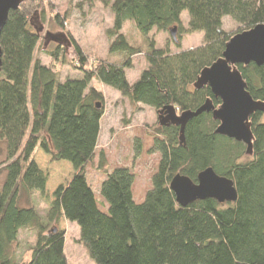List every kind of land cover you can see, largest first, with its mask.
I'll return each mask as SVG.
<instances>
[{"label":"trees","instance_id":"16d2710c","mask_svg":"<svg viewBox=\"0 0 264 264\" xmlns=\"http://www.w3.org/2000/svg\"><path fill=\"white\" fill-rule=\"evenodd\" d=\"M114 14L107 30L109 53L119 57L91 64L80 44L67 33L53 41L42 40L45 20L42 0H25L9 14L0 46V264H70L66 254L63 220L80 230V241L95 264H264V113L250 118L254 135L252 153L241 142L216 133L219 122L212 113L191 119L181 142V126L158 128L150 153L160 162L152 187L136 203L135 175L128 167L110 169L105 155L99 170L105 176L100 188L104 208L91 187L87 168L95 162L104 117V95L95 81L106 85L133 105H146L158 114L174 107L177 115L195 112L208 101L219 108L209 86L195 85L204 69L223 57L227 43L237 33L264 25V0H114L104 1ZM188 12L187 25L182 14ZM237 24L235 34L224 28V18ZM133 22L145 45L132 44L123 33ZM54 24L64 30L59 14ZM57 26V27H58ZM56 27V26H55ZM176 51L158 48L154 30L170 33ZM202 33L201 46L182 49L185 35ZM53 42V43H51ZM43 43V44H42ZM54 49L49 50L50 44ZM42 44V46H41ZM39 46L51 58H37ZM80 77L62 81L57 65L68 61ZM145 55L147 68L131 83L127 70L133 59ZM248 92L264 103V66L238 65ZM41 150L52 163L71 164L73 175L52 193L46 216L33 205H22L31 193L48 195L49 177L35 157ZM135 158L142 154L139 139ZM208 168L234 182L236 202L214 199L179 205L170 188L181 174L197 183ZM36 231L29 262L18 254L22 229Z\"/></svg>","mask_w":264,"mask_h":264},{"label":"rangeland","instance_id":"374dc122","mask_svg":"<svg viewBox=\"0 0 264 264\" xmlns=\"http://www.w3.org/2000/svg\"><path fill=\"white\" fill-rule=\"evenodd\" d=\"M104 1L112 3L114 0H42L46 10L45 20H42L43 18L36 20L38 26L43 24L42 40L48 32H51L61 35L60 37L64 40L62 43L65 44L67 41L66 34L69 33L80 44L92 62L91 64H95L100 59L118 60L119 57L109 53L110 41L107 37V30L113 26L114 14ZM57 14L64 21V30L54 24V16ZM182 19L184 24L187 25L188 12L182 14ZM223 23L227 32L235 34L238 31L237 24L230 18H224ZM123 33L132 44L144 47L145 38L133 22L125 23ZM151 37L156 41L158 48L162 49L169 46L171 50L176 51L173 42L174 38L170 33L154 30ZM51 43H49V50L54 49V44ZM202 43V33L185 35L182 41V49L197 48ZM41 46L37 50V58L41 59L44 65H50L52 62L51 58L42 51ZM68 53L67 63L57 65L56 68L62 81L81 76L71 65L74 62L73 51L68 50ZM133 62V69L127 70L128 80L131 83L136 82L140 78L141 73L147 68V62L143 54L136 56ZM92 86L96 87L104 95V117L95 162L87 168L89 183L95 191L98 201L105 208L106 205L100 195V188L105 176L99 170L100 155L103 153L110 169L128 167L132 170L135 175L133 186L135 202H143L146 193L152 187V177L156 173L160 162L158 153H150L155 134L160 127L158 113L149 106L131 104L120 92L106 85L93 81ZM136 139H139L142 144V154L139 158H135L134 154ZM35 157L39 165L48 174V195L43 197L40 193L33 192L29 200H22V205H33L39 214L45 217L52 200V193L60 184L66 183L71 178L73 169L68 162L52 163L50 158L41 150L36 151ZM58 227L66 231V254L69 263L95 264L80 241L78 226L63 220L58 224ZM35 243L36 231L31 228L22 229L17 247V257L22 262L27 263L30 261L32 256L31 248Z\"/></svg>","mask_w":264,"mask_h":264},{"label":"water","instance_id":"95a60500","mask_svg":"<svg viewBox=\"0 0 264 264\" xmlns=\"http://www.w3.org/2000/svg\"><path fill=\"white\" fill-rule=\"evenodd\" d=\"M25 0H0V38L6 26L9 14L18 10ZM174 40L177 39V29L170 30ZM61 35H50V39L58 41ZM62 37H64L62 35ZM255 63L264 66V25L237 33L226 45L223 57L211 67L202 71L195 87L209 86L214 96L221 100L219 108L208 101L195 112L189 111L177 115L174 107H169L160 113L162 125L174 124L181 126V142H185V128L188 122L203 114L212 113L219 122L216 133L244 143L248 153H252L254 135L250 118L256 112L264 113V103L255 100L247 90L238 65ZM2 68V48L0 46V71ZM179 205L187 207L196 201L214 199L219 203L237 201L238 193L234 182L218 175L213 168H208L198 176L197 183L181 174L176 175L170 184Z\"/></svg>","mask_w":264,"mask_h":264},{"label":"bare ground","instance_id":"6f19581e","mask_svg":"<svg viewBox=\"0 0 264 264\" xmlns=\"http://www.w3.org/2000/svg\"><path fill=\"white\" fill-rule=\"evenodd\" d=\"M160 116H161V115H160V114H158V119H159V120H160ZM178 116H179V115H178Z\"/></svg>","mask_w":264,"mask_h":264}]
</instances>
